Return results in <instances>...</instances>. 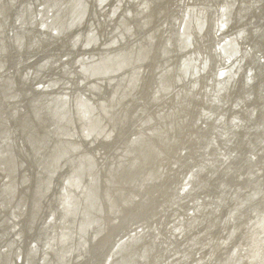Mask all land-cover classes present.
<instances>
[{
	"label": "bare ground",
	"instance_id": "obj_1",
	"mask_svg": "<svg viewBox=\"0 0 264 264\" xmlns=\"http://www.w3.org/2000/svg\"><path fill=\"white\" fill-rule=\"evenodd\" d=\"M42 1L40 0L41 6L46 2ZM96 1L95 5L100 4L103 8L100 10L101 15H96L97 19L92 16L90 20L88 12H81L83 7L81 0L72 1L70 12L67 7L66 10L63 7L52 16L41 19L42 24L47 23L49 33L57 34L55 38L57 42L59 41L57 38H63L66 31H75L81 27L83 29L90 22L97 25L101 38L106 34L107 29L111 28L112 36L115 35L119 39L117 45L110 47L109 43L103 44L105 41L101 42V38L97 39V35L93 33L89 35L86 29L76 33L81 42L85 40L87 45L91 44L87 48L83 47V50L93 56L84 59L81 63L85 69L87 68L84 74L81 73V80H84L85 85L89 84V81L93 84H89L90 89L87 92L95 91L94 94L98 97L107 93L108 95L105 96L111 97L105 99L106 101H94L90 98L93 105L87 103L84 105L87 109H81L78 117L76 115L79 119L78 136L89 143L90 151L87 152L92 155L80 154L78 159H82L84 163L82 172L85 173L80 174L81 179H78V173L71 175L70 179H73V182L66 191L68 202L71 189H79L82 193L84 191V195L78 191L71 193L73 206L67 207L66 214L62 218L57 217L53 230H50L52 234L57 233L50 244L53 247L52 257L45 256L42 262L45 264H128L130 262H133L132 264H264V0L259 4L257 0H233L230 3L229 0H212L216 9L221 5L229 7L228 14L232 15L229 22L233 19L229 29L221 38L228 39L232 43V45L226 44L225 52H229L228 62L225 61L227 70L224 67L222 71L220 70L224 73L227 71L220 84L224 87H215L212 94L216 97L208 94V97L211 95L212 104L205 105V99L202 101L201 98L206 92L204 83L209 84L206 77L200 79L198 87L191 90L188 84L176 81L175 85L179 86L180 90L171 91L168 94L166 109L157 110L162 117L155 113V109L149 110L147 116L152 117L153 121L151 123L146 121L145 126L143 115L138 113L133 116V134L146 131L144 137L154 147L149 149L151 152L147 151L148 154L142 153L141 145L135 139L132 143L130 139H125L128 135L123 138L116 134L117 125L114 122L119 117L125 118L127 108L122 105L116 94L113 95V90L110 92L111 88L107 87V83H101L102 79L112 78L114 74L121 73L124 76L120 89L133 90L134 74L130 73L129 69L141 68V72L137 71L135 74H138L137 80L143 83L140 89L143 93L138 92L136 96L138 101L134 103L136 107L129 106L132 115L137 110V106L142 104L141 107H148L146 102L151 96L147 92L160 78L156 74L157 65L160 71L165 69L163 75L171 82L179 73L193 69L198 71L206 61L207 42L206 35L203 37L202 33L208 28L211 30L213 36H211V44H214L217 37L211 24L213 20L207 16H210V11L202 10V7L195 3H208V0ZM13 2L14 0H0V14L5 8L4 17L8 18L7 9L10 7L8 5ZM185 3L186 11L183 12L181 7ZM249 5L254 6L246 14L245 7ZM138 12L143 14L139 20H137ZM190 12L194 14L193 16L190 14L194 21L190 25V31L184 33L185 40H190L189 45L184 48L182 43L179 48L180 37H174L173 24L170 22L173 20L178 23L184 22ZM201 13L206 19V29L205 27L200 29ZM225 13V10L222 11V18ZM245 14L247 16L243 19ZM125 17H128L130 25L128 27L120 26ZM1 24L2 22L0 34L3 30ZM57 24L60 26V31L55 28ZM140 24L144 25L142 36L136 34L137 26ZM167 33L170 36L172 50L163 52L161 49L165 48ZM28 36L27 34L26 37ZM241 36L239 42H236ZM137 39H139L138 43ZM181 40L183 41V38ZM260 41L263 42L261 49L263 53L257 54H261L263 59L257 58L250 50V47L257 46ZM138 46L139 49L141 48L140 53L136 51ZM212 48L211 45L210 50ZM97 49L99 53L96 52ZM11 54L7 47V51H4L1 57L3 60H8ZM141 55L145 59L138 62V57ZM216 56L214 54V58ZM72 57L75 58L76 55ZM183 57L187 60L181 61ZM146 59H150L147 66L143 63ZM213 63L215 64V59ZM94 71H97L94 73L96 75L91 76L90 72ZM12 72L17 79L16 70L9 65L0 70V113L4 116L7 105L12 103L5 98L15 89V84L9 85L11 77L14 76ZM251 73L256 79L250 84L248 75ZM203 76L205 75L201 74L200 77ZM94 83H100L98 90L95 89ZM198 93L200 97H197ZM195 98L199 103L197 106L191 104ZM238 103L240 106L237 107ZM253 109L255 115L252 114ZM67 113L73 114L70 109H67ZM212 113H216L215 122L212 121L215 118L212 116L208 117L210 120L198 121L201 116L207 117ZM127 115L129 116V111ZM159 119L164 122L163 125L158 123ZM22 126L20 118H15L11 124L0 122V127L12 130L14 137L15 130L23 133ZM212 126L213 128L210 129ZM145 127L147 129H144ZM128 134L131 136L132 133ZM201 134H205L206 140L200 137ZM96 141L100 145H97ZM131 143L140 151V160L135 158L134 154L128 153ZM74 148L77 149L76 146ZM122 149L123 153L129 156L120 171L118 168H121L119 157ZM25 150L26 148L22 150L17 147L16 152L20 159L25 156ZM149 153L150 157L146 163L145 157ZM206 155H208L207 160L202 159V156ZM92 156L96 162L95 167ZM53 160L56 164L61 163L58 162L56 155ZM0 161L3 167L0 165V169L8 174L7 163L13 162L12 159L8 155L1 157ZM76 164L79 165V162ZM193 170H196L193 174L197 177L196 180L193 177L192 181L186 182ZM14 177L9 175L10 179ZM93 183L98 188V195L91 204L85 198L88 199V194L92 193ZM21 186L6 191V197L3 201L0 200L2 207L0 221L10 226L9 241H12L13 237L16 246H21L23 243L22 256L27 252L25 250L28 245L27 240L38 237L40 230L36 227V230L30 231L33 213L29 212V208L34 206L36 209V206L32 201L27 206H21L20 202L23 200L20 199ZM1 190L3 191V188ZM56 190L57 194L61 195V189H55V192ZM174 193L177 196H174ZM26 194L28 196L29 190ZM59 200L54 197L51 207L50 205L46 207L43 213L44 219L49 213H52L51 215L58 213L56 209ZM89 206L91 208H88ZM87 208L91 211L90 217ZM85 216L91 223L93 222L92 225L87 222ZM47 223L45 219L42 225L45 227ZM81 223H89L86 231L81 230L84 227V225L80 226ZM67 231L69 234L66 233ZM124 238L128 239L127 242L119 244ZM6 242H8L6 239L0 242V264H13L11 259L16 251L7 249L1 252L6 250ZM122 245H124L122 253L116 254V250ZM45 247L47 246L42 244V249ZM22 258L19 263L26 264Z\"/></svg>",
	"mask_w": 264,
	"mask_h": 264
},
{
	"label": "water",
	"instance_id": "obj_2",
	"mask_svg": "<svg viewBox=\"0 0 264 264\" xmlns=\"http://www.w3.org/2000/svg\"><path fill=\"white\" fill-rule=\"evenodd\" d=\"M45 1L46 2L43 7L41 6L40 0H14L11 5H8L10 6L7 9L8 18L4 17L5 8L3 13L0 14V23L2 22L1 25L3 27L2 34H0V70L6 68L7 65H9L10 67L14 68L17 73V79L15 74L12 72L14 76L12 75L13 77H11L9 81L10 86L15 84V89L10 93L8 97L5 98L12 103L7 105L5 116L0 113V122L11 124L12 120L15 121V118H20L23 124V126L21 127L23 133L15 130V137L13 136L12 130H7L4 127H0V158L4 156L7 157L9 155V158L12 159L13 162L10 161L9 163H7V172L10 176H15L13 179H10L9 175L0 169V178L2 177V180L0 181V190L3 188V191L1 190L0 193V200H4L7 193L6 191H9L12 188L17 189L18 187H20V185H22L20 199L23 200L20 202L21 206L29 205L30 201H32V203L36 206V209H34V206H31V208H29V212L33 213L30 231L36 230V227L40 230V232L39 230L37 231L39 232L38 237H33L31 240L29 239V241L27 240L28 245L25 248L27 252L21 256V254L23 253V243H21V246H16V243L13 242V237L12 241H9L8 234L10 226L2 224L0 221V242H3L4 239L8 241L5 243L6 250H3L1 252H5L7 251V249H14L16 251V254L11 259V263L13 264H20L19 261L22 257L24 258L22 259L25 260L26 264H45L42 262L44 261L43 257H52L51 251L53 250V247H51L50 244L53 242L52 239L56 238L57 236V233L52 234V232L50 231L53 230L54 222L56 221L58 216L62 218V216L66 214L67 207L71 208V206H73L74 200H72L71 198V193H75L76 191H78L81 195H84V191L82 193L79 189H71L72 192H70V201L68 202L69 197L67 196L66 188L69 189V184L73 182V179H70V176L78 173V179H81L80 174L82 175L83 173H85L82 172L84 171V163L81 161L82 159H78V157L83 153L92 155L87 152L90 151L89 143L84 139H80L78 136V112L81 113L82 110L87 109L84 105H87V103H91L90 98H92L94 101H97L109 99L111 97L105 96L108 95L107 93H103L104 95L101 96L105 97L102 98L94 94L95 91L87 92L88 89H90L89 84H92V81H89V84L85 85L84 80H81L80 78L81 73L84 74V72L87 71V68L85 69V67L81 65L82 61L84 59H88L93 55H89L88 53L84 52L83 47L87 48V46H91V44L87 45L85 40L81 42L80 37L77 36L76 33L86 29V31L90 33L89 35L93 33L95 34V36L97 35V39H99L101 37L97 31V25L94 22H90L88 26L83 29L81 27L80 29H77L75 31H66V34L63 38H57L59 39V41L57 42L55 40L57 34L55 32L49 33L46 27L47 23L42 24L41 19L45 16H52L53 13L61 11L63 7V9L65 10L68 8L70 12L72 1L74 0H52V2L50 0ZM95 1L96 0H81L83 4L81 12H88L90 20L92 16L97 19L96 15L100 16V10L103 9L100 4L98 6L95 5ZM231 1L233 0H229V3ZM262 2L263 0H257V4ZM96 3L98 4L97 1ZM195 3L198 6L202 7V10L206 9L210 11V16H207L210 20H213L211 24L214 27L213 31L217 35L214 40V44H211L210 42L212 33L209 28L206 29V19L202 16V12L199 24L202 23L200 29H203L204 27L206 29L202 33V36L204 37L206 35L205 40L207 42V51L205 56L206 61L204 65H202V67L198 69V71L195 69L187 70L186 73L182 71L183 73H179L178 77L173 79V81L171 82L169 79L167 80L163 75L165 69H162L160 71L159 65H157L155 67L157 72L156 74L158 78H160L149 89V92H147L151 96V99L146 102L148 107H141V104L140 106H137V110L132 115L130 113L129 106L131 105L132 107H136V105L134 104L138 101L136 96L138 95L140 89L143 87V83L137 80L138 74H135V72L137 71L141 72V68L139 70H136L135 68L129 69L130 73L134 74L133 81L135 82V85L133 90H124L123 88L120 89V86L123 84L122 77L124 76L121 73L114 74L115 76L113 75L114 77L112 78L102 79L103 81L101 83H107V87L111 88L110 92L113 90V95L116 94L119 101L122 102V105L127 108L125 118L119 117L114 122L115 125H117L115 129L116 134L121 135L123 138L125 135H128V137L125 139H130L132 143H134V141L132 140L135 139V141H137L141 145L140 148L142 149V153L144 154H148L147 151H149L150 148L154 147L145 139L144 135L146 131H139L133 134V116L138 113L143 115V125L145 126L146 121L148 123H151L153 121L152 117L147 116L149 110L155 109V113H158V115L162 117L160 113L157 112V110L161 108L166 109L169 101L168 94L173 90H180V87L175 85L176 81H178L179 83L183 82L185 84H188L189 89L191 90L197 88L200 84V79L206 77L209 80V84L204 83L206 92L201 99L202 101L205 99V105L212 104L211 95L210 97H208L207 95L212 94L213 91H215V87H222L220 84L221 81L224 80L223 76L227 75V71L224 73L220 72V70L222 71L223 67L225 68V70H227V67H225V61L229 59L227 58V54H229V52H225L227 51L226 44L229 43L232 45L231 41H229L228 39H221L222 35H224V33L229 29L231 22L233 21L232 19L231 22H229V18H231L232 16L231 14H228L229 7L221 5L218 9H216L215 3L212 0H208V3ZM186 6L187 4L185 3V5L181 7V10L183 12L186 11ZM253 6L254 5L246 6L244 12H246L247 14ZM224 10L226 13L222 18L221 15L222 11L224 12ZM41 11L42 14L40 15ZM190 14L191 12L188 13L189 17L185 19L184 22L182 21L178 23L176 22V20L170 22L173 24L172 27L174 37H180V42L178 43L179 48L180 44L182 45V43L184 48L189 45L190 40H185L184 33L190 31V25L194 21L193 17H191V15L193 16L194 14ZM246 14L245 16H243V19L246 18ZM142 16L143 14H139L138 12L137 20L141 19ZM120 26H130L128 23V17L123 18V23ZM55 28L60 31V26L58 24ZM143 28L144 25H138L136 34L142 36L141 33ZM107 30L108 31H106V34L100 39L101 42L105 41L103 44L109 43L110 47L117 45L119 40L118 37H116L115 35L112 36L111 28H108ZM27 34L29 35L28 37H26ZM79 34L81 35V33ZM167 36L168 37L165 36V38L167 39V41H165V48L161 49V51L163 52H166L169 49L172 50L170 36L168 33ZM181 38H183V41L181 40ZM240 38H242V36L239 37L236 42H239ZM139 39H137V43ZM203 39L202 41H204ZM257 44V46L255 47H250V50L252 53L254 52L253 54L256 55L257 58H261L262 55L257 53H263V51L261 50L263 42L260 41ZM211 45L213 46L212 50H210ZM7 47L12 54L10 56V59L3 60L1 56L4 54V51H7ZM176 49L178 50V48ZM139 50H141V48L139 49L138 46L136 51L140 53ZM255 51L257 52L255 53ZM96 52L99 53L100 51L97 49ZM238 52V57L240 60V50ZM21 54L23 56V59ZM214 54L217 55L216 58L219 60H216V58H214ZM73 55H76V57H72ZM184 58L186 57H183L181 61L187 60ZM144 59V56L141 55L138 57V62L143 61ZM213 59H215V64L213 63ZM261 59L259 60L261 61ZM149 62L150 59H146L143 63L144 65H146L149 64ZM95 72L97 71L90 72V75H96L94 74ZM201 74H204L205 76L200 77ZM191 78H194V80ZM255 79L256 76L252 75V73L248 75V82L250 84L254 82ZM94 84L96 85L95 89L98 90V85L100 83ZM68 91H70V93H68ZM142 93L143 91H140V94ZM131 94L132 96H130ZM68 95L71 96L69 97ZM212 95L216 97L215 94ZM197 97H200L199 93ZM196 99L197 98H195V100H193L191 104H194L195 106L199 105L198 100ZM220 100L223 102V99L220 98ZM238 106H240L239 103L237 104V107ZM204 107L205 106H203V108ZM67 109H70L73 114L68 115ZM128 111L129 116L127 115ZM215 114L216 113L208 114L207 117L201 116L198 121L210 120L209 118L211 116L215 117ZM252 114L255 115L254 109L252 110ZM6 116L9 117L6 118ZM215 119L216 117L212 121H214ZM158 123L161 125L164 124L161 119H159ZM15 126H17V124H15ZM212 128L213 126L210 129ZM144 129L147 128L145 127ZM129 132L132 133L131 136L128 134ZM200 137L203 140H206L205 134H201ZM14 138L18 140V142H16ZM132 143L131 145H129L131 149L128 151V153L134 154L135 158H139L140 160V151L138 150L137 146H134ZM96 144L100 145L97 141ZM75 146L77 147V149L74 148ZM17 147H20L22 150L26 148L24 152L25 156L22 159L19 158L16 152ZM55 155L58 157V162H61L60 164H56L54 162L53 157ZM128 156L129 155H125L123 153L122 149V153L119 157L121 158V161L119 162V164H121V168H118V170L121 171V169L125 166ZM207 156L208 155H206L205 157L202 156V159L205 158L207 160ZM149 157L150 153L145 157L146 163ZM92 158L93 166L95 167L96 162L94 160V156H92ZM78 162L79 165L76 164ZM0 165L2 167L1 161ZM195 171L196 170H193L192 173L188 175L187 179L185 180L186 182L192 181L193 177H195L193 176V174H195ZM135 172L138 173V171L136 170ZM20 174L21 177L19 178ZM119 174L117 176V179L119 178ZM196 178L197 177H195V180ZM59 188L61 189V195L57 194V190L55 192V189ZM28 190L29 194L27 196L26 192ZM174 194V196H177L176 193ZM97 195L98 188L94 186L93 183V191L92 193L90 192L88 194V199L85 198V200L93 204L96 200ZM18 196L19 192L16 194L17 198ZM54 197L60 199L57 203L56 209L58 213L55 212V215H51L52 213L47 214V217H45V219L48 221V223L44 227L42 225L43 221L45 220L43 217V213L45 212V209L48 205H50L49 207H51V201L54 200ZM71 202L73 203L72 205ZM4 207H6V202H4ZM1 208L2 207H0V212L2 211ZM72 208L75 210L77 209L76 207ZM88 208H91V206H89ZM87 211L90 217V215H92L91 211L89 209ZM49 215L51 216L49 217ZM84 218L87 217L85 216ZM88 221L91 223L89 218H87V222ZM217 223L218 221L215 223V225ZM92 224L93 222L91 223V225ZM83 225L84 227L81 230L86 231L89 223H81L80 226ZM67 229L71 230L68 227ZM66 233H68V231ZM82 238L83 237L81 235V239ZM127 240L128 239L124 238L120 240L119 244H123L124 242L126 243ZM42 244L43 246L46 245L47 247L42 249ZM123 249L124 245L116 250V254L119 255L120 253H122ZM19 256L21 257L19 258ZM65 256L66 252L64 253V257ZM132 263L133 262H130L128 264Z\"/></svg>",
	"mask_w": 264,
	"mask_h": 264
}]
</instances>
